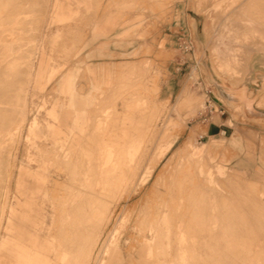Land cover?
Segmentation results:
<instances>
[{
  "label": "rangeland",
  "instance_id": "obj_1",
  "mask_svg": "<svg viewBox=\"0 0 264 264\" xmlns=\"http://www.w3.org/2000/svg\"><path fill=\"white\" fill-rule=\"evenodd\" d=\"M0 23V67L25 49L32 66L14 87L26 90V125L13 142L0 135V215L27 169L44 182L23 176L29 191L55 196L56 236H81L82 264L113 250L116 264H264V0H0ZM186 38L193 54L180 49ZM89 66L93 80L109 72L106 93L92 92ZM171 76L183 83L174 98ZM68 77L91 99V121L64 143ZM199 79L215 100L218 85L242 86V103L229 106L255 171L236 168L226 137L206 136Z\"/></svg>",
  "mask_w": 264,
  "mask_h": 264
},
{
  "label": "crops",
  "instance_id": "obj_2",
  "mask_svg": "<svg viewBox=\"0 0 264 264\" xmlns=\"http://www.w3.org/2000/svg\"><path fill=\"white\" fill-rule=\"evenodd\" d=\"M61 18L67 19L64 12H61ZM101 37L99 33L94 34L93 40ZM90 42H87V46ZM89 57V56H88ZM176 60V58H174ZM46 65L42 66L45 67ZM126 66V65H125ZM51 67V66H50ZM256 69H264V59L258 60L256 64ZM130 71H133L134 66H126ZM173 68L172 65L170 69ZM101 76L99 79H94L95 75L94 69L89 66L90 77L92 81V92L97 91L101 93H106L104 90L105 86L110 84V75L106 68L102 67ZM51 72L50 70H47ZM261 79L262 75L259 77ZM168 84L164 86V90L169 98H174L177 96L181 90L183 83L178 76H171L168 79ZM73 79L68 77L64 81L65 93L69 97L70 102L73 104V108L66 112V119L70 124H68V132L65 133L64 143L67 139H77L78 135L75 130H80L84 133L87 127L90 126V105L92 101L87 98L81 92L82 90H75L73 86ZM246 88V87H245ZM242 86L238 84H232L226 82L224 86H219L215 88L217 92L215 107L212 113V117L208 120L206 125V136L207 137H226L229 141L233 150L237 152L238 158L235 161L236 168L240 171L246 173H251L255 171L256 164L254 159H250L246 156V144L244 141V135L247 131L242 123H237L233 120L229 105L241 104L240 96ZM250 90V88H249ZM247 89L246 94L251 98L250 91ZM231 94V96H230ZM183 98V96L181 97ZM189 103V102H188ZM187 103V104H188ZM257 116V114L255 115ZM257 119V117L255 118ZM206 121H203L204 123ZM26 122H27V99H26ZM25 122V125H26ZM249 126V125H248ZM239 131V134L236 132ZM253 131V130H251ZM9 157H5L0 160V170L9 166ZM4 161V163H3ZM5 167H3L6 163ZM2 163V164H1ZM4 164V165H3ZM8 168V167H7ZM4 170V171H5ZM0 171V172H1ZM24 171V175H21L17 184V196L16 205H9L8 211L6 204L4 210L0 215V221L3 222L5 219L6 227L3 241L0 244V264H82L83 263V253H82V243L81 236L78 238H72L71 234L54 232V228L57 225V205L54 203L55 196H50L49 192H44L42 187H38L36 191H29L24 184L22 177L29 176L35 178L34 174L27 169L20 170V174ZM0 174V178L3 177V171ZM2 176V177H1ZM37 183L43 185L41 179L35 178ZM43 195L44 200L47 199L49 202V207L52 209V214L47 213L43 207L46 206L44 202L38 201V195ZM53 194V193H52ZM23 209H27L26 212H22ZM7 211V214H6ZM59 211V210H58ZM65 215L74 216L75 210H64ZM6 216V218H5ZM19 216V217H18ZM48 217L51 218V224L47 223ZM19 218L20 222L29 227L16 224V219ZM46 230V235L42 232ZM117 250L110 252L108 259L104 260V264H116L118 260Z\"/></svg>",
  "mask_w": 264,
  "mask_h": 264
},
{
  "label": "bare ground",
  "instance_id": "obj_3",
  "mask_svg": "<svg viewBox=\"0 0 264 264\" xmlns=\"http://www.w3.org/2000/svg\"><path fill=\"white\" fill-rule=\"evenodd\" d=\"M8 22H10V21L8 20ZM3 23L5 24V23H7V21L3 22ZM10 23H12V22H10ZM0 24H2V23H0ZM27 54L28 53H27L26 49L19 51V53L17 55L8 59L0 67V135H5V136L6 135H8V136L12 135L11 142H13L15 140L16 136L19 134V132L25 126L26 103H24L22 105L23 106L22 109L24 111L22 113V116H20L19 113H21V111L19 109V107H20L19 102L22 99L23 94L26 93V90L23 89L22 86L21 87L19 86V88H16L15 90H14V87H16L17 84L20 82L19 77L22 73L20 70V66L22 64L27 65L29 68V71L32 70V66L28 62V55ZM22 60H24V62ZM19 120H21V122H19ZM3 145H5V144H3ZM0 150H1V147H0ZM2 150H3V147H2ZM3 158H5V157H3ZM5 161H8V159L7 160L5 159ZM3 163H4V161H3ZM6 165H8V164L6 163L3 167H5ZM7 167H9V166H7ZM7 167H6V169H7ZM1 172H0V174H2ZM21 175H24V171L22 172Z\"/></svg>",
  "mask_w": 264,
  "mask_h": 264
},
{
  "label": "built area",
  "instance_id": "obj_4",
  "mask_svg": "<svg viewBox=\"0 0 264 264\" xmlns=\"http://www.w3.org/2000/svg\"><path fill=\"white\" fill-rule=\"evenodd\" d=\"M180 49L185 54H191V53L193 54L194 50H195V46H194L193 41L190 38H186L180 44ZM194 64L197 66V63H195V61H194ZM194 85L197 86L198 88H200L204 92L205 96H207V98H208V100L205 103L206 113L201 114L203 120L206 121L207 118L209 116H211L213 113V110H214L213 104L216 100L213 97L214 94L212 92V88L209 85H207L203 80H201V79L197 80L196 82H194Z\"/></svg>",
  "mask_w": 264,
  "mask_h": 264
}]
</instances>
